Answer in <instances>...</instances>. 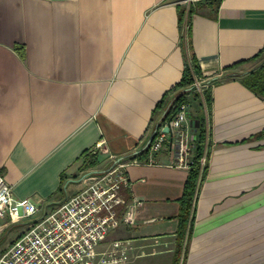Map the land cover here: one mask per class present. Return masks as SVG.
<instances>
[{
    "label": "crops",
    "instance_id": "1",
    "mask_svg": "<svg viewBox=\"0 0 264 264\" xmlns=\"http://www.w3.org/2000/svg\"><path fill=\"white\" fill-rule=\"evenodd\" d=\"M181 1L0 0V173L36 217L83 190L87 173L144 147L182 77L181 12L203 81L259 64L264 0ZM211 95L209 110L188 103L189 122L205 118L209 154L179 264H264V99L236 79L211 83ZM89 154L98 165L85 170ZM136 157L143 162L123 161L121 197L142 205L106 244L128 245L125 264H172L189 169L169 143L152 163ZM24 225L4 231L15 241Z\"/></svg>",
    "mask_w": 264,
    "mask_h": 264
},
{
    "label": "built area",
    "instance_id": "2",
    "mask_svg": "<svg viewBox=\"0 0 264 264\" xmlns=\"http://www.w3.org/2000/svg\"><path fill=\"white\" fill-rule=\"evenodd\" d=\"M198 1L181 2L189 7ZM205 83L196 80L199 93ZM166 127L169 132H165ZM196 139L195 128L189 122V105L180 104L169 123L159 124L147 148L150 157L144 162L152 163V156L169 143L176 166L189 169ZM96 151H105L104 142L97 144ZM136 156L133 162L142 163ZM205 162L203 156L200 163L203 166ZM124 167L122 161L103 173L89 175L83 190L38 217L35 215L39 208L35 203L29 198L16 200L12 186L0 173V237L9 223L26 222L27 225L0 255V264L127 263L129 247L125 242L114 240L106 244L113 229L134 224L136 209L142 205L139 201L125 203L121 197L122 189L129 184Z\"/></svg>",
    "mask_w": 264,
    "mask_h": 264
},
{
    "label": "trees",
    "instance_id": "3",
    "mask_svg": "<svg viewBox=\"0 0 264 264\" xmlns=\"http://www.w3.org/2000/svg\"><path fill=\"white\" fill-rule=\"evenodd\" d=\"M221 0H217L216 8ZM189 17L185 19V12H181L179 16L180 27L183 31L181 36L182 46L185 48V63L182 72V77L179 83L173 88L175 92L170 105L167 107V99H163L158 104L159 114L165 111V115L158 117V123H168L177 111L180 104L190 103L191 100H195L199 103L198 106L204 105V107L209 110L212 104L211 95V83H220L227 80H238L243 86L254 93L261 99H264V49L254 57V60L260 59L259 64L250 72L245 74H237L229 72L221 79H213L205 83V87L202 92L199 93L195 87L196 80H202L203 74L196 59L195 55L191 52L189 44ZM185 22L187 24L186 30H184ZM186 45V46H185ZM21 50V49H18ZM236 65L229 67L227 70L235 68ZM199 120V125L195 128L197 135L195 148L192 156V163L188 170V175L184 184L183 194L179 199L180 210L178 214L179 227L176 233V250L173 258L172 264H179L182 254L187 247L188 240L191 234V226L194 217V207L198 198V192L200 186L205 179L207 172V157L209 154V145L207 142V129L206 121L203 115L198 114L196 117ZM148 153L147 150L144 151L143 155ZM205 156L206 162L202 166L200 159ZM98 165L96 155L85 156L84 169L94 168Z\"/></svg>",
    "mask_w": 264,
    "mask_h": 264
},
{
    "label": "water",
    "instance_id": "4",
    "mask_svg": "<svg viewBox=\"0 0 264 264\" xmlns=\"http://www.w3.org/2000/svg\"><path fill=\"white\" fill-rule=\"evenodd\" d=\"M164 115H165V113H164ZM170 120H171V119H170ZM168 123H169V122H168ZM159 124H160V123H157V124H156L155 128L153 129L152 133L150 134V136H149V138H148L146 144L144 145V147H142V148L138 149L137 151H134V152H132V153H130V154H128V155L120 156V157L116 158L114 161H112L111 165H110L107 169H104V170H102V171H92V172H89V173H87V174L85 175V177H86V176H89V175H92V174L103 173V172H105V171L111 169L112 167H114V166L117 165L118 163H120V162H122V161H124V160H126V159H128V158H132V157H134V156H136V155H138V154H140V153H143V152H144L145 150H147V148L149 147V145H150V143H151V141H152V139H153V137H154V134H155V132H156L158 126H159ZM190 124H191V126H192L193 128H197L198 125H199V121H197V120H191V121H190ZM165 132H169V128H168V127L165 128Z\"/></svg>",
    "mask_w": 264,
    "mask_h": 264
},
{
    "label": "rangeland",
    "instance_id": "5",
    "mask_svg": "<svg viewBox=\"0 0 264 264\" xmlns=\"http://www.w3.org/2000/svg\"><path fill=\"white\" fill-rule=\"evenodd\" d=\"M260 60V59H259ZM27 225L22 226L23 229L26 228ZM16 235H12L9 232H3L2 236L0 237V255L3 254L8 247L13 243ZM133 264H143V261H138Z\"/></svg>",
    "mask_w": 264,
    "mask_h": 264
}]
</instances>
